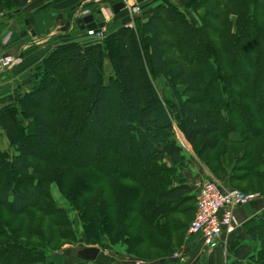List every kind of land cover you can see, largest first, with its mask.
Here are the masks:
<instances>
[{
	"label": "trees",
	"instance_id": "obj_1",
	"mask_svg": "<svg viewBox=\"0 0 264 264\" xmlns=\"http://www.w3.org/2000/svg\"><path fill=\"white\" fill-rule=\"evenodd\" d=\"M34 1L0 0V13ZM152 1L155 6L137 19V35L125 25L92 50L78 43L55 47L38 68L44 73L34 75L33 88L0 108V131L15 148L12 155L0 151L1 208L23 216L40 206L45 185L32 176L47 150L57 159L49 165L55 173L90 171L94 176L92 184L80 179L70 189L73 200L96 187L95 174L102 183L110 182L106 199L73 204L85 247L123 245L130 255L135 245L155 241L168 228L172 241L186 230L175 219L182 200L193 196L187 180L175 173L187 166L177 131L209 173L201 157L225 142L243 148L239 168L245 178L264 183V0ZM13 54L22 59L23 52ZM107 60L113 70L108 79ZM155 68L172 89L177 108L160 98L150 75ZM228 155L218 172L226 170ZM16 177L24 183L17 186ZM230 178L232 183H221L235 189L233 183L240 180ZM58 223L51 222V242H72V232L59 235L64 227ZM244 227L258 247L249 264H264V209ZM133 228L137 235L127 236ZM41 239L43 253L22 244L0 245V264H43L53 252H46L51 243ZM164 247L171 254L178 250Z\"/></svg>",
	"mask_w": 264,
	"mask_h": 264
},
{
	"label": "rangeland",
	"instance_id": "obj_2",
	"mask_svg": "<svg viewBox=\"0 0 264 264\" xmlns=\"http://www.w3.org/2000/svg\"><path fill=\"white\" fill-rule=\"evenodd\" d=\"M103 8L105 7H103L102 5L101 7L94 6L93 8H86L83 10L84 12H81L80 16L77 18V21L92 15L95 17L96 20H98L97 22L101 20H105V18H103L104 16L102 13ZM12 12H13L12 7L9 9V11L6 12L4 11V13L7 14L6 20L8 19V16ZM143 13L144 15H147L146 11H143ZM138 18L140 17L137 16L133 18V24H134L133 31L135 32L136 35L138 33V25H139V23H137ZM17 30L18 28L15 29V33H17ZM235 30L236 28L234 26V31ZM171 57L173 59L176 58L175 54L172 52H171ZM110 63L111 62L107 60L105 64L104 74L106 79L111 77L113 74V70L111 68ZM40 66L36 67L34 75L36 74L42 75V73H44L39 71L38 68ZM7 75L9 76L7 77ZM58 75L59 78H63V79L65 78L64 72H59ZM150 75L155 85V88L159 93L160 98L170 103L172 107L177 108V103L175 101L173 91L170 88L166 79L162 77V75L156 68L150 71ZM10 77H11L10 72L4 74V76H1L0 86L1 84L5 85L9 83ZM64 87H66V84H64ZM9 89L12 90V87L9 86ZM18 90L19 92L21 91V89ZM29 90H31V88ZM178 90L181 93L184 92V88L182 87H179ZM20 93H26V91ZM6 95H10V94L7 93ZM0 98L2 97L0 96ZM177 140L179 143L181 141H184L183 137L180 136L179 132H177ZM191 147L192 146H190V148L187 151L184 147H182L183 153H185L183 155L186 157V159L192 156V153L190 152L191 150L193 153L195 152L193 150V147L192 148ZM227 148H228L227 155L224 156L223 159H220L219 156ZM11 149L12 148L10 146L9 141L4 137L3 133L0 131V151H8L12 155L13 154L12 152L15 151L14 150L15 148H13L12 150ZM243 152H244L243 148H239V147L236 148L235 146L233 147L223 142L221 147L217 151L202 156L201 157L202 160L204 161L205 165L207 166V168L210 170L211 173V174L208 173L207 179L209 180L210 178H213L219 181L220 183L229 180V182L232 183V180L230 178L231 175L237 176V178H239L240 181H237L236 183L234 182L233 188L245 192L246 194L260 195L261 197H263V200L259 201V203L264 206V183H261L254 179L248 180L247 178H245L246 173L244 171L241 172L243 169L239 168L241 167V165H244L241 162V154H243ZM43 153H44V158H43L44 160L41 163V168L35 170L34 174L32 172L33 174L32 181L34 183H38L40 181L44 183L45 197L37 209L32 210L23 216L14 215L8 209H4L0 207V245L10 244L16 246L22 244L26 246H32L35 248L42 247L44 249V247L41 246V244L43 243L41 238H45L46 241H49L51 243L50 247H48V250L45 249L46 252L48 253L50 251L53 253L45 257L43 264L45 262H49V264L50 263L75 264L77 260L66 257L65 255H60L57 252L60 251L61 249L63 251L67 249L77 248L80 245L81 241H83L84 243L82 237L83 223L80 217L77 215V212L73 209L74 208L73 204L74 205L76 204L77 199H82L80 201L81 205H84L85 203H89V202L98 203L103 199H106L107 197H109V195L111 196L110 192H108L110 182L106 181L105 183H102L104 179L103 178L100 179V176L95 174V179L96 181H98L96 187L94 188L92 185L87 187L89 192L75 194L74 199L76 200H73L69 196L70 189L76 186L77 183H80V179L87 178L88 182H91L89 184H92L94 176L92 175L90 176L89 173L90 171H74L72 173H68L66 170L63 172V169H62L63 174L61 175L57 174L54 172V170L50 169L49 166L50 163H52V161H57L56 157H49V151L47 150H44ZM229 153H232V155L226 163V170L222 172H218L220 171L219 170L220 161L221 160L226 161L229 157L228 155ZM192 159L194 158L192 157ZM192 159H190L191 168H189V163L186 161L187 166L181 171V174L175 171V173L180 178L184 177V179L187 180L189 185L192 187V191H193V196H191L190 198L189 197L183 198L182 201L184 202L181 203L180 206L181 215L175 216V219L179 221L180 225H182L186 230L184 232H181L180 234L178 233L174 234L173 239L171 241L170 236L172 230L171 228H168V230L164 232L163 235H156L155 241L153 240L152 242H148L143 247H140L139 245H135L130 255L126 253V248L123 245H117L114 247L109 246L108 248L105 249L98 248L102 251L103 254L112 258L111 261L112 263L114 264H179V262L175 260L176 258L175 255L183 254L184 261L180 262L181 264L188 262H192L194 264H201L200 256L202 254L198 252V248L200 247L198 243H196V245L192 247H184V242L186 241L184 240L185 236L188 235L190 225L194 221L196 215L195 213H196V203H197L198 193H194V191L197 190L196 186L200 185V182H198L200 181V175H198L196 170H200L201 166L199 165V163H197L195 160ZM193 161H195L196 163H194ZM230 162L233 163L230 164ZM234 167L235 170H233ZM216 170L217 172H215ZM203 174L206 175L205 172ZM15 181H16L15 184L17 186L18 185L20 186L22 183H24V181H22L19 177H16ZM110 216L112 217V214H110ZM168 219H169L168 222H171L170 218ZM138 220H139L138 218H135V220L133 219L132 221L133 223L129 222V225L136 223V221ZM58 221H59L58 224L64 227L58 230L59 235L63 237V235H67V234L70 235V233L72 232L73 233L72 242H66V241L63 242V240L60 239H56L55 242H51V239L54 236L51 230V222L56 223ZM32 233H35L40 236L39 237L33 236ZM137 233L138 232H136V228H133L131 231L127 232L126 234L127 236L132 237V236H136ZM191 239L192 238H189L187 239V241H190ZM164 244L172 245L174 249H176L180 244H182V246L178 247L177 248L178 250L174 251V253L171 254V251L166 250ZM43 249H41L42 253H43ZM171 249L172 247L169 248V250ZM188 253H190L191 255L186 256V254Z\"/></svg>",
	"mask_w": 264,
	"mask_h": 264
},
{
	"label": "crops",
	"instance_id": "obj_3",
	"mask_svg": "<svg viewBox=\"0 0 264 264\" xmlns=\"http://www.w3.org/2000/svg\"><path fill=\"white\" fill-rule=\"evenodd\" d=\"M114 1L102 0V3L96 4L91 0H37L22 10L12 12L7 20L5 18L4 21L0 22V55L23 52L19 65L9 71L11 75L9 83L5 85L1 84L0 86V96L2 97L0 98V108L14 102V98L18 93L24 91L28 93L29 89L33 88L36 67L41 65L46 55L55 47L66 43H78L84 48H88L93 44L100 43V41L91 39L87 31H83L76 25L75 20H77L76 18L81 12H84V9L93 8L94 6L101 7V5L105 7L102 10L105 20L99 22L106 23L104 29L106 35L116 32L119 28L125 26L130 20L128 12L124 10L115 14L112 10L113 3L115 4ZM128 1L130 5L136 2L135 0ZM140 6L143 11L148 12V9L153 8L155 4L152 0H148ZM16 28H18L17 33H15ZM6 73H2L0 77ZM9 86L12 87V90L9 89ZM18 89H21V91L19 92ZM7 93L10 95H6ZM180 136L187 143L185 148L187 151L190 148V144L182 134ZM190 152L192 156L185 161L189 163V168H191L190 159L192 157L194 158L192 160L199 163L201 169L196 171L200 175V181L198 182L201 184L207 179L209 172L200 164L192 150ZM195 161L193 162L196 163ZM204 172L206 175L203 174ZM196 189L194 193H198V186H196ZM249 206L235 211L234 224L236 225V232L224 238L223 245L219 251L207 252L202 241L199 238L191 236L189 233L186 236L184 247H192L198 243L200 246L198 252L202 254L200 256L201 264H249L250 257L257 252L258 247L250 239L244 226L247 222L257 218L264 209V206L260 205L259 202L254 203L251 207ZM189 238L192 239L187 241ZM176 255H178L179 259L175 258V260L181 264L180 262L184 261V255ZM187 255L191 254L188 253ZM183 264L194 263L188 262Z\"/></svg>",
	"mask_w": 264,
	"mask_h": 264
},
{
	"label": "built area",
	"instance_id": "obj_4",
	"mask_svg": "<svg viewBox=\"0 0 264 264\" xmlns=\"http://www.w3.org/2000/svg\"><path fill=\"white\" fill-rule=\"evenodd\" d=\"M91 1L98 3L102 0ZM123 1L127 4L130 19L127 27L133 29V18L141 15V8L137 4L130 5L128 0ZM5 18L6 14L0 13V22ZM88 35L91 39L102 41L105 33L103 31L99 33L92 31L88 32ZM19 63L20 56L18 54L0 55V75L11 71ZM180 145L186 148L187 143L184 141ZM207 180L198 186L196 215L190 226L189 234L199 237L207 252H215L221 249L225 237H229L236 232V225L234 224L235 211L262 201L263 197L227 188L213 178ZM175 256L179 259L178 255Z\"/></svg>",
	"mask_w": 264,
	"mask_h": 264
},
{
	"label": "water",
	"instance_id": "obj_5",
	"mask_svg": "<svg viewBox=\"0 0 264 264\" xmlns=\"http://www.w3.org/2000/svg\"><path fill=\"white\" fill-rule=\"evenodd\" d=\"M136 1L138 4H142L148 0H136ZM125 9H126V4L120 2L115 4L112 10L115 14H118L124 11ZM77 25H79L83 31H89V32L94 31L96 33L101 32L106 26L105 23L99 24L93 15L78 20ZM59 254L80 261L97 263V264H111L112 261V258L105 254H102L100 249L94 247H90V248L85 247L83 241L80 242V245L77 248L63 250Z\"/></svg>",
	"mask_w": 264,
	"mask_h": 264
}]
</instances>
